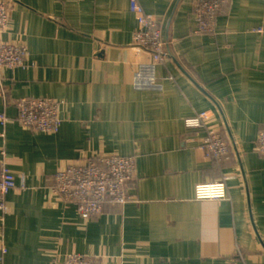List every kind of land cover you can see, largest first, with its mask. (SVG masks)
Instances as JSON below:
<instances>
[{
    "label": "crops",
    "instance_id": "1",
    "mask_svg": "<svg viewBox=\"0 0 264 264\" xmlns=\"http://www.w3.org/2000/svg\"><path fill=\"white\" fill-rule=\"evenodd\" d=\"M10 1L0 39L24 45L27 57L0 73V167L16 179L0 210V264H62L69 254L98 264H264L255 144L264 31H254L264 27V0H223L212 33L195 32L196 0H137L165 36L158 64L132 43L129 0ZM22 98L56 100L57 131L21 125ZM200 111L202 129H188ZM208 129L228 133L220 159L198 148ZM110 155L136 156L138 203L83 218L47 186L69 164ZM223 177L227 198L194 199L195 185Z\"/></svg>",
    "mask_w": 264,
    "mask_h": 264
},
{
    "label": "built area",
    "instance_id": "2",
    "mask_svg": "<svg viewBox=\"0 0 264 264\" xmlns=\"http://www.w3.org/2000/svg\"><path fill=\"white\" fill-rule=\"evenodd\" d=\"M130 1V10L136 15L138 29L134 31L132 43L149 52L152 63L166 60V41L158 20L153 14L146 13L137 0ZM10 0H0V33L10 22ZM223 0H196L193 18L196 21V33H212L216 22L223 13ZM261 33L264 27H256ZM27 49L20 43L0 39V73L9 68L25 65ZM59 103L53 99L22 98L17 102L18 122L26 128L42 133L57 131L61 120L58 115ZM207 118L205 111H200L185 120L188 129H202ZM6 117L0 113V125ZM2 135H4L2 133ZM257 151L264 157V127L256 137ZM207 158L216 160L230 151L228 133L225 129H208L205 137L198 144ZM5 153L3 152V156ZM220 180L200 183L194 187V199L221 201L228 196L226 182ZM138 181L136 156L110 155L90 158L83 163H73L55 173L54 180L48 182L64 203L72 204L79 215L89 218L102 213L105 205L122 206L138 203V194L133 186ZM16 187L15 177L4 165L0 167V210L4 212L3 198ZM62 264H98L92 257L81 254H69Z\"/></svg>",
    "mask_w": 264,
    "mask_h": 264
},
{
    "label": "water",
    "instance_id": "3",
    "mask_svg": "<svg viewBox=\"0 0 264 264\" xmlns=\"http://www.w3.org/2000/svg\"><path fill=\"white\" fill-rule=\"evenodd\" d=\"M10 84H11L10 82L3 81V85H4V86L10 85ZM7 96H8V100H9L10 97H9V95H7Z\"/></svg>",
    "mask_w": 264,
    "mask_h": 264
}]
</instances>
